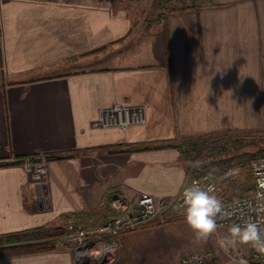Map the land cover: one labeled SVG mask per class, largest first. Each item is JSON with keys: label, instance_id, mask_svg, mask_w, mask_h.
<instances>
[{"label": "crops", "instance_id": "obj_1", "mask_svg": "<svg viewBox=\"0 0 264 264\" xmlns=\"http://www.w3.org/2000/svg\"><path fill=\"white\" fill-rule=\"evenodd\" d=\"M204 1L0 0V234L107 193L175 196L180 139L264 133V0ZM113 102L141 106L143 123L95 124ZM36 154L49 156L42 184L11 161ZM0 264L74 261L59 243Z\"/></svg>", "mask_w": 264, "mask_h": 264}, {"label": "built area", "instance_id": "obj_2", "mask_svg": "<svg viewBox=\"0 0 264 264\" xmlns=\"http://www.w3.org/2000/svg\"><path fill=\"white\" fill-rule=\"evenodd\" d=\"M121 1V0H119ZM196 0H162L163 9L173 7L174 5H188L195 3ZM144 113L143 108L139 105H130L124 102H113L108 107L99 112L95 124L102 126H115L121 129H126L129 125L143 123ZM46 155L36 154L24 156L21 158H13L11 161L22 163L25 171L30 179L36 183H45L47 180V164ZM249 172L253 182L252 188L241 195L231 197L227 196L220 187V180H214L208 172L196 173L189 181H187L175 196H155L149 193L142 192L134 199L126 198L121 193H113L110 197V203L113 209L118 211L117 214L106 217L95 229L89 230L75 224L72 218L66 220L67 224V239L74 245V253L79 256H87L90 259H95L98 256L106 254L105 246L101 245L104 242H97L93 245L84 243L86 239L96 235L107 233L110 235L117 234L121 231L132 229L134 227L146 224L151 220L164 221L172 216H183L184 209L182 205V193L185 187L193 183H198L201 186L207 184L215 185L216 194L222 200L226 210L234 211L235 215L231 219L218 221L223 227L219 228L216 236L217 246L225 259H222L212 252H194L181 256L177 261L166 264H240L241 261H246V264H264V256L258 254L250 246L241 250L228 248L225 251L220 245V239L228 234V227L232 223H243V218L251 216L253 220L264 224V213L257 215L252 212L248 204L253 207L257 203L256 196L259 192H264V155H256L248 161ZM240 168L235 166L226 170L221 176V181L227 178L238 176ZM111 244L107 245H112ZM94 252V253H93ZM73 253V254H74ZM94 257V258H92Z\"/></svg>", "mask_w": 264, "mask_h": 264}, {"label": "rangeland", "instance_id": "obj_3", "mask_svg": "<svg viewBox=\"0 0 264 264\" xmlns=\"http://www.w3.org/2000/svg\"><path fill=\"white\" fill-rule=\"evenodd\" d=\"M198 2L206 4L204 0L195 1V3ZM182 6L184 5H174L173 7ZM91 56L93 58L91 57L89 66H95L97 62L96 54ZM207 137L210 138V140L208 139L210 142L213 141L214 143H209L207 150H202L198 153L195 162L199 161L200 166L193 169L194 173L191 178L196 173H209L211 170H219L221 176L226 170L238 166L240 168L238 176L222 181L220 176L218 177L221 190L231 197L248 192L253 186L248 161L256 155H264V133H227ZM211 138H214V140ZM181 149H184L183 144ZM183 160L186 164L185 158ZM205 166L208 167L206 168ZM68 218H72L76 225L83 227L73 217ZM68 218L49 225L62 227V230H64L62 234L57 236V245L63 243L70 249L74 264H166L177 261L181 256L189 253L206 251L225 259L217 246L215 234H212L206 242H195L194 233L185 222L184 215L172 216L164 221L151 220L146 224L114 235L107 233L96 234L86 239L84 243L93 245L98 241L104 242L101 245H106V254L90 259V257L85 255L79 256L77 252L74 253L76 251L75 247L67 239L68 228L66 220ZM105 219L107 218L105 217L99 221L93 228H83L93 230ZM112 242L114 244L107 245ZM247 247L248 245L241 244L235 247V250L239 251Z\"/></svg>", "mask_w": 264, "mask_h": 264}, {"label": "clouds", "instance_id": "obj_4", "mask_svg": "<svg viewBox=\"0 0 264 264\" xmlns=\"http://www.w3.org/2000/svg\"><path fill=\"white\" fill-rule=\"evenodd\" d=\"M193 168L200 166V162H191ZM217 189L213 184L201 186L193 183L184 188L182 193V205L184 219L194 233L195 242H206L209 237L217 233L223 227L218 221L231 219L234 211L226 210L222 200L216 194ZM257 203L249 209L257 215L264 213V192L257 193ZM243 223H232L228 227V234L220 239V245L225 250L235 248L238 245H248L258 254L264 256V224L252 219L251 216L243 218ZM240 264H246L241 261Z\"/></svg>", "mask_w": 264, "mask_h": 264}, {"label": "trees", "instance_id": "obj_5", "mask_svg": "<svg viewBox=\"0 0 264 264\" xmlns=\"http://www.w3.org/2000/svg\"><path fill=\"white\" fill-rule=\"evenodd\" d=\"M160 7L162 6V0H158ZM210 138L207 136H197L193 138H182L176 144L182 157L186 160V177L187 181L191 179L193 175V168L191 162H195L198 153L202 150H207ZM214 140V138H211ZM214 143V142H213ZM184 145V149H181V145ZM175 145V146H176ZM159 145H152L150 147H157ZM148 147V146H147ZM149 147V148H150ZM122 150L140 149L143 148L140 145L134 147H120ZM48 159L49 156H46ZM206 168L208 166H205ZM210 176L214 180H218L221 172L219 170H211ZM112 193H107L102 200L101 205L91 212H72L62 215L61 219L65 220L68 217H73L76 222L82 224L85 228H93L96 224L105 217L118 213L111 206L110 197ZM64 230L62 227H52L49 224L36 226L19 231L7 232L0 234V255L21 254L30 252H39L45 250H51L57 246V236L62 234Z\"/></svg>", "mask_w": 264, "mask_h": 264}, {"label": "bare ground", "instance_id": "obj_6", "mask_svg": "<svg viewBox=\"0 0 264 264\" xmlns=\"http://www.w3.org/2000/svg\"><path fill=\"white\" fill-rule=\"evenodd\" d=\"M94 253V252H93Z\"/></svg>", "mask_w": 264, "mask_h": 264}]
</instances>
